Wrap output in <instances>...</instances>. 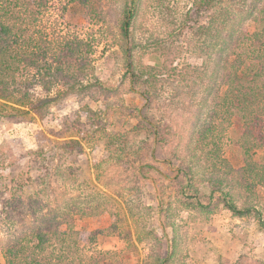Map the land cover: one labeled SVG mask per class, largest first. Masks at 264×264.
<instances>
[{
  "label": "trees",
  "instance_id": "16d2710c",
  "mask_svg": "<svg viewBox=\"0 0 264 264\" xmlns=\"http://www.w3.org/2000/svg\"><path fill=\"white\" fill-rule=\"evenodd\" d=\"M68 1L97 19L102 18L101 0ZM157 1V6L165 9L164 1ZM48 2L0 0V99L13 101L20 107L29 104L35 87L50 91L61 84L71 93L84 90L81 79H85L89 64L83 55H91L92 46L81 41L51 42L42 35L40 19ZM138 4L139 0H127L119 27L129 79L144 85L142 95L149 103L155 100L157 85L161 84L164 90L172 87L177 92L171 93L168 103L159 107L168 112L163 125L143 119L151 137L150 162L146 160L136 168L138 177L149 179L150 172L167 180L161 172L167 166L165 171L179 183L177 201L182 207L206 211L221 202L233 216L241 218L249 214L254 206L250 201L239 206L235 191L264 185V134L261 133L264 129V0H195L181 19L165 15L161 20L163 31L147 37L142 44H136L130 33ZM204 17L206 20L202 22ZM186 30L194 33L189 39L192 45L189 53L197 60L193 65L176 68L170 48ZM139 47L155 57L161 53L160 65L136 67L132 53ZM50 56L55 66L48 62ZM169 78L179 86H173ZM219 112L224 113L227 125L229 118L234 117L246 133L234 142L239 150L235 157L237 165L227 160L222 175H216V163L207 151L215 143ZM253 129L258 135H253ZM186 132L184 144L182 138ZM74 144L77 143L67 142L46 152H31L25 168L17 175L6 172L8 167L3 166L5 159L0 154V169L4 170L0 171V183L7 182L0 191L7 209V223H4L7 239L0 249L5 264H87L79 256L76 224L84 218L102 216L106 205L102 192L84 191L87 185L72 175L73 168L60 167L58 160L71 155ZM170 145L169 159L170 163L176 162L174 166L155 156L157 147ZM257 150L263 154L261 161L255 157ZM154 162L160 163L161 168ZM210 164L207 171L210 177L203 179L208 190H199L196 169L206 171ZM63 171L66 173L60 174ZM151 185L156 190L154 200L162 210L169 204V198L157 178H152ZM163 261L161 264H167Z\"/></svg>",
  "mask_w": 264,
  "mask_h": 264
},
{
  "label": "rangeland",
  "instance_id": "374dc122",
  "mask_svg": "<svg viewBox=\"0 0 264 264\" xmlns=\"http://www.w3.org/2000/svg\"><path fill=\"white\" fill-rule=\"evenodd\" d=\"M156 1L139 0L130 29L136 44L162 32L161 20L165 15L181 19L195 0H163L165 9L158 7ZM126 3L127 0H101L102 18L97 19L68 0H49L40 19L42 35L51 42L90 44L92 54L87 55L88 58L83 55L89 70L85 79H81L83 91L71 93L61 84L50 91L35 87L25 107L0 99V154L5 159L3 166L8 167L6 172L17 175L22 171L31 152H46L67 142L79 145L74 144L72 154L62 157L58 163L61 168H73L72 175L87 185L85 192H102L106 205L102 216L84 218L76 224L80 236L79 256L87 264H161L163 260L167 264H264V185L235 191L239 206L250 201L255 208L238 218L221 202L206 211L179 205V183L165 171L167 166L161 169L167 180L150 172L149 179L138 177L136 168L146 160L150 162L151 137L143 119L163 125L168 112L159 107L168 103L171 93L177 92L172 91V87L164 90L161 84L157 85L155 100L149 103L142 95L144 85L129 79L119 29ZM204 20L205 17L201 21ZM193 37V31L186 30L170 48L176 68L193 65L197 60L189 53L192 46L189 39ZM155 55L157 57L139 47L133 51L132 59L136 67H156L162 57L161 53ZM47 60L55 66L52 56ZM169 80L173 86L177 85ZM18 109L23 113L16 111ZM218 116L215 143L209 145L207 151L212 153L210 157L216 163V175H222L227 169V160L237 165L235 157L239 150L234 142L240 141L246 133L245 127L234 117L229 118L227 125L224 113L219 112ZM252 133L258 135L256 129ZM261 133L264 134V129ZM187 134L182 138L184 144ZM251 138L248 136L249 140ZM171 145L157 147L158 160L170 163ZM254 153L261 161L262 152ZM171 162L172 166L176 164ZM154 164L161 168L160 163ZM211 166H207L206 171L196 169L199 190H208L203 179L210 177L207 171ZM64 173L66 171L60 174ZM152 178L161 182L169 198V204L162 210L154 200L156 190L151 185ZM6 183H0V191ZM6 212L0 196V249L7 239ZM121 220L124 225L118 224ZM121 227L123 230L119 232ZM0 264H5L1 254Z\"/></svg>",
  "mask_w": 264,
  "mask_h": 264
}]
</instances>
